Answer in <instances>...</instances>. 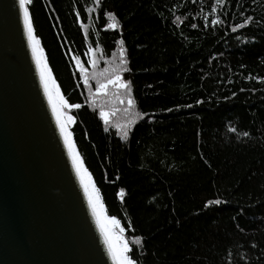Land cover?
<instances>
[{
    "label": "trees",
    "instance_id": "obj_1",
    "mask_svg": "<svg viewBox=\"0 0 264 264\" xmlns=\"http://www.w3.org/2000/svg\"><path fill=\"white\" fill-rule=\"evenodd\" d=\"M29 10L61 94L81 105L66 110L75 148L137 264H264V0ZM117 74L128 89L96 92Z\"/></svg>",
    "mask_w": 264,
    "mask_h": 264
},
{
    "label": "water",
    "instance_id": "obj_2",
    "mask_svg": "<svg viewBox=\"0 0 264 264\" xmlns=\"http://www.w3.org/2000/svg\"><path fill=\"white\" fill-rule=\"evenodd\" d=\"M0 264H114L32 58L0 0Z\"/></svg>",
    "mask_w": 264,
    "mask_h": 264
},
{
    "label": "snow or ice",
    "instance_id": "obj_3",
    "mask_svg": "<svg viewBox=\"0 0 264 264\" xmlns=\"http://www.w3.org/2000/svg\"><path fill=\"white\" fill-rule=\"evenodd\" d=\"M218 3H223V0H217ZM32 0H18L19 12L23 21L24 34L27 37L28 45L31 49L32 58L35 61L37 71L39 73L40 82L43 86L44 95L48 100V104L51 107L52 114L55 117L56 125L59 128L60 136L63 139L65 148L67 149L68 156L71 159L72 167L75 170L76 176L79 179L80 185L84 190V194L88 201V206L91 209L92 216L95 218L96 225L100 230V234L103 237L104 244L107 246L109 256H111L114 264H137V262L130 255L131 248L129 243L124 239V229L120 227V220L115 216H107L105 213L104 204L99 195V189L95 186L92 181L91 173L84 166L83 159L79 152L75 148L72 139V133L69 131L68 125L74 122V117L66 111L67 109H77L81 105L69 103L68 100L61 94L60 88L57 85L55 79L52 76L51 69L45 61L43 55V49L40 46V39L34 33V26L32 22V16L29 10V5ZM215 11V9H213ZM112 16V13H108ZM251 19L250 17L248 18ZM218 19H212L211 24L216 25ZM247 23V21H246ZM115 23H109L108 28H116ZM208 25L205 24V27ZM193 28L197 25L193 24ZM91 51V49H89ZM76 64L80 66L79 70L81 73H85V68L81 64L79 58H75ZM95 65L96 61H91ZM123 57H121V63H123ZM89 83L87 76H84V84ZM109 84L117 85L120 88L128 89L127 83H121V76L115 75L113 78L107 80L106 83L98 84L96 92L104 91ZM133 100L129 98L128 104L132 105ZM100 115L105 118L107 122V114L101 111ZM121 196L123 190H121ZM208 203H211L209 201ZM218 203V201H217ZM207 206V205H206ZM113 229L119 230V235H115ZM139 243V240L136 241Z\"/></svg>",
    "mask_w": 264,
    "mask_h": 264
},
{
    "label": "rangeland",
    "instance_id": "obj_4",
    "mask_svg": "<svg viewBox=\"0 0 264 264\" xmlns=\"http://www.w3.org/2000/svg\"><path fill=\"white\" fill-rule=\"evenodd\" d=\"M113 232H114L115 235H119L120 234L118 229H113Z\"/></svg>",
    "mask_w": 264,
    "mask_h": 264
}]
</instances>
